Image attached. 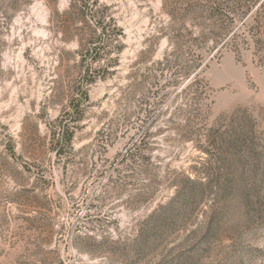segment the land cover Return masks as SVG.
<instances>
[{"label": "rangeland", "instance_id": "374dc122", "mask_svg": "<svg viewBox=\"0 0 264 264\" xmlns=\"http://www.w3.org/2000/svg\"><path fill=\"white\" fill-rule=\"evenodd\" d=\"M96 1L0 0V264H264V0L214 28L173 19L189 0Z\"/></svg>", "mask_w": 264, "mask_h": 264}, {"label": "trees", "instance_id": "16d2710c", "mask_svg": "<svg viewBox=\"0 0 264 264\" xmlns=\"http://www.w3.org/2000/svg\"><path fill=\"white\" fill-rule=\"evenodd\" d=\"M87 0H70V9H74L76 7V4H81L80 6H84ZM97 3V1L95 0ZM261 0H189L185 3L184 13L180 14L179 16H172L175 21L182 23V25L187 24L188 22L192 23V28H198L201 21L208 22L210 26L214 28V26L218 27L219 23L221 22L222 17H226V19L229 18L234 20L236 16H238L241 13H250L257 7V12L260 17H262L261 12H259L258 4H260ZM264 4V3H263ZM261 5L264 10V5ZM264 13V12H263ZM171 19L168 23H172ZM258 19V17H257ZM198 25V26H197ZM171 24L169 26L160 28V31H165L169 29ZM181 27V26H180ZM182 30L184 28L182 27L177 34H174L173 36L167 35V38L169 40V51L166 52L165 57L162 59L161 62L157 63L158 66H163V70H168L171 72L173 70V61L176 52H178V49L180 46L186 44L185 37L182 35ZM115 31V30H114ZM174 33V29L171 30ZM212 31V30H211ZM116 37L122 36L123 31L122 29H116ZM216 34H213L210 32V34L207 36L206 41H213L215 43L214 51L218 49V42H215ZM214 37V38H213ZM199 39L195 38L193 40L194 44H198ZM216 49V50H215ZM96 53V52H95ZM218 53V52H216ZM97 59V58H96ZM94 58V60L96 61ZM209 60L204 56L203 54H199L196 56V61L193 62L192 66H188V63L184 62L181 64V70L180 73L183 77L189 78L191 76V71H196L197 77L199 78L200 75L208 68ZM89 71L85 72L84 74L89 76ZM84 75V76H85ZM202 89V88H201ZM200 89L199 97H202L205 92L204 90ZM76 109V108H75ZM74 114L76 117L74 119H82V112L79 109L74 110ZM78 130V127L76 126H68L60 124L55 130L54 128H51V139H50V150L55 153L56 158L59 162H65L66 160H72V154L74 152V138L75 134ZM209 138V136H208ZM208 140V139H207ZM209 141V140H208ZM210 142V141H209ZM213 143L216 145H229V143L225 142L224 139L220 138H214ZM14 147L15 145L9 146L8 149H10L11 153H14ZM86 148V147H85ZM84 149H81V151ZM204 153V150H202ZM130 153L127 152L124 156H128ZM71 157V158H70ZM133 158V156H132ZM66 163V162H65ZM69 162H67L68 164ZM203 180L202 176L200 174H194V168L191 170V174H189L186 177L185 185L187 187H195L199 182ZM178 187H176V190L178 191ZM40 190L37 188V186H34L33 189L28 191H21L17 198H19L17 201H19L20 205H27L28 207L36 208V204L34 205L35 201H37L36 196H38V193ZM30 198H26V195H31ZM183 196L181 192L179 191L176 198H181ZM21 199V200H20ZM176 200V199H175ZM30 208H26V210L22 213L25 215L21 217V219L27 223L28 225H34L36 223H39L42 215L36 211V210H29ZM32 211V212H31ZM42 218V217H41ZM42 222V221H41Z\"/></svg>", "mask_w": 264, "mask_h": 264}]
</instances>
